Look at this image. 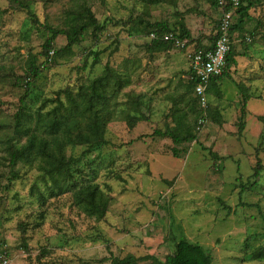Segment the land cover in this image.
Wrapping results in <instances>:
<instances>
[{
  "label": "rangeland",
  "instance_id": "rangeland-1",
  "mask_svg": "<svg viewBox=\"0 0 264 264\" xmlns=\"http://www.w3.org/2000/svg\"><path fill=\"white\" fill-rule=\"evenodd\" d=\"M154 1L0 0V264H111L128 256L163 264L180 239L202 246L211 264H264L252 260L264 247V0L234 33L236 66L206 87L201 128L185 53L154 49L148 32L163 22L208 46L219 10L210 0ZM86 8L100 31L90 28L68 51L58 36L47 58L46 29H67ZM105 75L106 99L89 110V85ZM95 109L109 118L104 144L68 145L71 175L54 181L36 163L9 162L8 146L25 143L14 133L17 113L45 122L56 110L67 113L63 136L75 137L89 135ZM173 109L186 113L195 141L175 146L152 135L174 127ZM88 184L111 198L102 220L77 203Z\"/></svg>",
  "mask_w": 264,
  "mask_h": 264
},
{
  "label": "trees",
  "instance_id": "trees-1",
  "mask_svg": "<svg viewBox=\"0 0 264 264\" xmlns=\"http://www.w3.org/2000/svg\"><path fill=\"white\" fill-rule=\"evenodd\" d=\"M151 1L152 4L158 3L154 0ZM255 1L256 0H240V6L235 11L238 16L235 18L231 28L232 35H234L235 32L242 30L245 19L247 18L249 11L253 8ZM210 5L218 10V0H210ZM219 18L217 21V26L219 23ZM32 19L33 23H36L35 18ZM217 26L211 44L204 47H198L196 45L194 46L192 40L190 39L189 32L184 28H178L177 30H175L170 28L166 23L163 22H157L150 26L151 29L148 32V39L154 49H164L168 46L176 48L173 44V41H166L163 38L165 34H172L178 37L180 40H187V46H192L194 50L206 51L213 47L216 38ZM90 28L92 29L93 33H96L101 29L97 19L95 18L91 10L86 8L81 11L77 17L75 15L73 16L72 22L68 25L67 29H46L50 33V37L42 45L44 55H46L47 58L51 60V57H49L48 55L53 51L52 41L58 36L65 37L66 45L63 49L65 51H68L81 42L84 34ZM151 34L155 35L154 39H150L149 36ZM246 40L249 41L250 39L247 38ZM232 46L233 45L231 44L224 73L211 82L227 78L228 72L230 71L231 67L236 66L237 56L233 54ZM177 49L186 53V48ZM30 73L34 78H36L39 76L40 70L39 68H35L34 66H32L30 68ZM107 82L108 78L105 75L99 76L98 78L94 79L89 85V93L87 96L88 98L85 102L89 110L95 108V103H98L99 101L101 102L106 99L105 88ZM196 83L197 82L194 79H190L189 85L190 88L193 89V91ZM29 87L30 84L29 82H27L25 84L26 89L24 95L21 98V101L29 91ZM85 93L86 92H83V94ZM247 100L248 96L244 95L242 98L243 108L240 112L241 120L242 117H244V107L246 106ZM197 103L200 107L198 99ZM71 104H73V102ZM207 106L208 105H206L205 108L200 107L199 116L196 122L198 128L202 127V125H198V121L200 119H204V121H206ZM73 109L74 105L70 110V115H72ZM172 111L173 114L171 116L173 119L174 127L166 128L164 131L155 130L152 135L163 139H170L175 146H179L184 142L195 141V136L184 124L186 113H180V110L175 109H173ZM68 116L69 114H60V112L56 110L53 113L52 117L48 119L47 122H45L41 118V114H37L35 117H31L24 112L17 113L14 118V133L17 138L23 136L25 139V143H17L16 145L10 144L8 146L9 162L12 165L20 162L25 164L36 163L39 169L44 173H47L54 181H56V178H61L65 175H71L69 172V160H66L64 155L66 147L71 144H89L97 146L104 144L103 136L109 118L107 119L99 109H95L92 112L91 116L89 135L79 133L75 137H68L63 136V132H66V130L71 127V125L69 124L70 122ZM259 119L262 120L264 118L259 117ZM33 122L36 123L34 128L31 127V123ZM242 123L243 122L241 121L239 122L240 128H242ZM39 129L48 133L49 137L44 136L42 132H38ZM171 153L174 158L180 157V152L176 147L171 148ZM256 171L257 169H255V175H257ZM76 200L77 203L82 206L83 211L87 215L95 217L98 220H102L105 217L107 207L111 201V198L102 190H100L98 186L88 184L77 192ZM256 250V253L252 252L254 254H252L253 259H251L264 260V247L256 248ZM149 257L150 256L135 258L133 256H128L122 259L114 258L111 261V264H137L139 262L147 260ZM163 264H211V256L205 251L202 246L190 243L186 239H180L179 241L175 242L172 253L165 258Z\"/></svg>",
  "mask_w": 264,
  "mask_h": 264
},
{
  "label": "built area",
  "instance_id": "built-area-1",
  "mask_svg": "<svg viewBox=\"0 0 264 264\" xmlns=\"http://www.w3.org/2000/svg\"><path fill=\"white\" fill-rule=\"evenodd\" d=\"M240 6V0H218V10L221 14L216 31V38L213 47L209 50H194L192 46H187V40H180L172 34H165L164 40L173 41L176 48H186V58L189 64L191 79L197 83L194 88V94L198 97L201 108L207 105L205 91L208 84L220 77L227 64V56L230 52L232 39L231 28L235 18L236 9ZM150 39H154L155 35L151 34ZM204 119L198 121V125H203Z\"/></svg>",
  "mask_w": 264,
  "mask_h": 264
}]
</instances>
